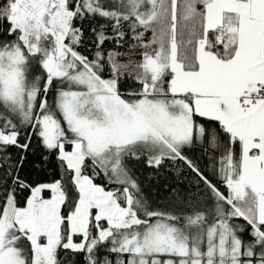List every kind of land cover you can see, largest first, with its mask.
<instances>
[{
	"label": "snow or ice",
	"instance_id": "6c2138e0",
	"mask_svg": "<svg viewBox=\"0 0 264 264\" xmlns=\"http://www.w3.org/2000/svg\"><path fill=\"white\" fill-rule=\"evenodd\" d=\"M0 264H264V0H0Z\"/></svg>",
	"mask_w": 264,
	"mask_h": 264
},
{
	"label": "trees",
	"instance_id": "16d2710c",
	"mask_svg": "<svg viewBox=\"0 0 264 264\" xmlns=\"http://www.w3.org/2000/svg\"><path fill=\"white\" fill-rule=\"evenodd\" d=\"M101 23H107V21L102 20L97 17L93 21H85V36L87 38V43L91 44V42L95 39L92 35L91 28L95 25L98 26ZM107 32H111V29H106ZM93 50L95 49V45H92ZM113 44L106 42L104 45L105 50L112 48ZM79 51L84 52V54L89 55L91 58V53L86 52L85 48H80ZM107 76V73H105ZM138 85H134L131 82L127 84L121 85V90L124 91L126 88H138ZM237 145V150H238ZM13 155H18L19 151L17 149H10ZM189 156L197 155V153L189 152L187 153ZM27 159L25 161L24 169L22 171V175L26 176L30 182L32 183H47L52 182L53 180L59 178L61 173V169L58 166V161L55 158V155H49L37 142L35 137L33 138L31 147L28 151ZM48 157L45 159V157ZM207 158L204 157L201 161H199L202 169L205 168ZM168 163L165 162V166H162L160 169L150 168L146 165V163L141 160L139 162L133 163V170L135 173V178L138 180V183L141 185L143 194L149 200L153 209L167 210L170 203L175 199L172 189L180 188L185 192H195L196 188L193 185L191 188L188 187V180H184L183 177H188L189 180L194 179V174H190L189 171H184L181 173V176L178 178L174 171L168 170ZM206 175H209L211 178V173L206 171ZM97 183H105L102 178L97 179ZM214 183H217L218 187L221 188L222 191L226 189L219 182L218 178L213 179ZM201 187H203L201 185ZM47 192L45 193V195ZM26 195V194H25ZM240 223H243L240 221ZM245 238H247L245 234ZM79 260V257H77Z\"/></svg>",
	"mask_w": 264,
	"mask_h": 264
},
{
	"label": "rangeland",
	"instance_id": "374dc122",
	"mask_svg": "<svg viewBox=\"0 0 264 264\" xmlns=\"http://www.w3.org/2000/svg\"><path fill=\"white\" fill-rule=\"evenodd\" d=\"M50 195V193H47L45 196H49Z\"/></svg>",
	"mask_w": 264,
	"mask_h": 264
}]
</instances>
